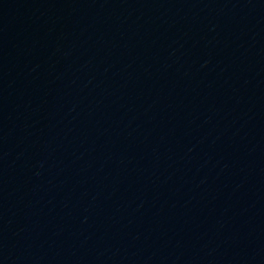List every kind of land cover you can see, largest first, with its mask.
<instances>
[{
  "label": "water",
  "instance_id": "1",
  "mask_svg": "<svg viewBox=\"0 0 264 264\" xmlns=\"http://www.w3.org/2000/svg\"><path fill=\"white\" fill-rule=\"evenodd\" d=\"M0 264H264V0H0Z\"/></svg>",
  "mask_w": 264,
  "mask_h": 264
}]
</instances>
